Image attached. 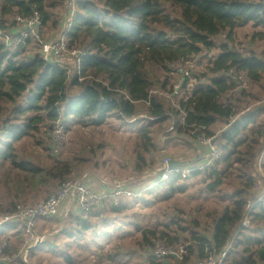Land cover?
I'll list each match as a JSON object with an SVG mask.
<instances>
[{
    "label": "trees",
    "instance_id": "1",
    "mask_svg": "<svg viewBox=\"0 0 264 264\" xmlns=\"http://www.w3.org/2000/svg\"><path fill=\"white\" fill-rule=\"evenodd\" d=\"M57 5L63 10V0H0V28L7 30L14 26L16 15L29 17L39 12L43 20V36L48 24L56 27L60 22L58 16L50 11ZM62 14V11L58 14L59 18ZM9 15L14 16L12 21L8 20ZM249 23L264 27V0H77L66 39L69 46L83 48L87 55L82 62L84 78H74L70 82L65 69L41 59L35 39L30 40L27 48H18L7 47L0 36V117L6 112L7 103L11 105L13 116L10 119L8 115L2 124L0 159L10 160L19 169L39 175L44 168L35 167L16 153L15 142L31 130H39L44 124L48 131L61 116L64 122L71 120L83 125H101L112 115L123 120L133 119L141 112L140 103L149 101L148 114L152 118L138 131L141 142L135 170L143 171L155 166L157 159L153 152L158 151L160 142L156 135L159 126L165 123L168 125L163 134L166 137L164 143L186 136L193 139L192 130L199 125L207 127L208 135H216L220 130H216L218 124L229 125L216 136L224 148L222 156L206 168L193 171L189 177H199L200 182L210 179L208 189L215 191L223 182L224 170L242 160L239 155L241 147L248 143L245 132L252 130L257 116L264 112L263 105L256 112L249 111L237 118L240 111L247 108L241 107V101H246L249 96L257 99L256 102L262 98L247 89L237 90L238 81L228 72L232 68L242 71L249 76L250 87L261 84L264 90V59L252 50L244 53L234 49L230 43L217 45L216 42V38L223 34L231 39L237 28ZM215 48L218 53L215 52L214 58L207 56L209 64H206V70L194 71L193 82L189 79L183 81L184 92L175 103H167L150 92L154 86L164 90L171 86L166 79L161 82L159 79L162 72H169V62L192 59ZM23 95L26 98L19 104ZM29 114L34 115L30 117ZM236 114L237 119L231 122ZM173 121L174 130L167 131ZM262 128V124L256 128L259 135L264 134ZM194 140L192 142H196ZM147 153L152 154L151 159ZM219 165L225 169L221 170ZM64 168L66 172L51 170L52 177L61 179L67 176L71 172L69 165ZM44 178L41 182L45 180L47 183ZM187 179L173 174L145 191L134 202L151 208L175 194L186 192ZM243 185L251 188L253 179L249 177ZM248 197L246 189H238L230 196L231 203L221 210L207 211L208 219L204 222L199 215L188 220L181 211L182 215L178 212L171 214L168 220L159 222L156 218L151 223L152 228H145L135 219L136 213L125 215L129 220L124 224L133 229L117 225L115 219L112 221L114 226L108 227L111 222L106 212L120 214L133 202L127 197L121 198L119 206H115L108 198L103 206L70 214L65 220L70 226L66 225L64 234L75 238L79 247L94 251L97 246L104 250L103 239L111 242L116 237L124 239L139 232L137 248L128 251L119 243L107 251L105 258L115 263L123 262L128 255L131 258L140 255L148 264H188L193 258L204 259L209 254H220L231 242L227 253L230 264H264V198L248 211ZM14 209L7 212L12 213ZM246 213L249 223L245 226L242 222ZM97 220L102 221L100 225ZM98 226L102 227L99 228L100 233L96 229ZM163 226L165 228L161 229ZM89 230L96 238L83 241ZM23 233L24 224L20 221L0 223V236H8L10 240L6 252L14 258L13 262L0 264H27L22 259V252L18 255L24 247ZM100 238L101 241L98 240ZM155 239L174 245L188 244L189 254L184 260L171 256L156 258L151 255ZM93 243H96V248H92ZM40 251L60 254L59 257L68 264H80L71 253L48 241L31 248L28 256H36Z\"/></svg>",
    "mask_w": 264,
    "mask_h": 264
},
{
    "label": "rangeland",
    "instance_id": "2",
    "mask_svg": "<svg viewBox=\"0 0 264 264\" xmlns=\"http://www.w3.org/2000/svg\"><path fill=\"white\" fill-rule=\"evenodd\" d=\"M50 11H53L55 13V17L58 16V19L61 20L58 14H61V11L64 13V11L61 10L58 5L52 9L50 8ZM9 17L11 18L8 19L10 21L14 18L12 15H9ZM61 22H59L56 27L51 23L48 24L43 31L42 37L49 40L57 35L59 37L61 32ZM216 42L217 45L224 42L230 43L234 49L244 53H248L252 50L257 56L264 59L263 26L257 27L253 26L252 23H249L246 26L237 28L231 39H228L226 35L223 34L216 38ZM212 51L218 53L217 48ZM208 57L210 58V56ZM208 57L207 55L203 56L202 54L194 57L192 60L195 62L199 61L198 65L195 66L194 71H205L206 64H209ZM175 73L176 72L171 73L170 71L162 72L159 78L160 82L163 81V79H166L171 83V86H168L165 90L159 88L158 86H154L150 92H152V94L156 93V96L163 99L167 103H175L178 95L172 96L173 94H169L173 89V83L179 80V75ZM70 81L71 79L68 82ZM250 84L251 81L249 79V84L246 89L251 91L254 95L261 96L262 100L256 102L257 99L255 100L254 97L249 96V98H245L246 101H241L240 105L241 107L247 108H243L244 110L240 111L239 116L236 114L231 122L235 121V119L240 116L249 113V111H255L260 106L264 105L262 104L264 103V90L260 87L261 84L251 85V87ZM183 92L184 90H180L179 96L183 94ZM25 98L26 96L23 95L19 100V104L23 103ZM148 103L149 101L144 104L140 103L139 110L141 112L137 117L131 119V121L123 120L118 115L108 117L106 122L101 125H83L71 120H66L65 143L55 152L50 148L52 142L47 136L49 131H47L48 127L44 124L40 125L39 130H31L27 136L22 138L20 141L15 142V147L17 148L16 153L22 157L24 161H30L35 165V167L39 166L44 168V170L37 175L32 173L33 171L19 169L10 160L0 159V223L5 219L6 215L14 213V211L9 213L7 210L16 209L15 206L18 204L36 205L45 201L47 197L59 190L64 181L69 179L83 178L92 189L102 192L108 190L107 187H104L105 184L111 186L115 182L121 181L123 183L137 186L144 180L145 177L150 176L153 178L155 174H151V172L160 167L162 165V161H164L166 157L170 156L172 160L180 159L195 161L200 155L205 156V152L198 145L199 142H192L194 140L192 135L193 139L186 136L183 139H173L164 143L166 137L163 134L166 132L165 128L168 125L165 123L166 126L165 124L163 126H159L160 130L156 135V140H159L160 142L158 151L153 152L154 157L157 159L155 166L151 169H145L143 171L135 170L136 157L141 142V137H139L138 131L141 125L147 123L148 120H150L149 118H152L148 114ZM237 105L239 107V104ZM10 107L11 105L9 103L5 104L6 112L0 117V132L2 131V124L4 120L8 118V115H10V119H13ZM32 115L34 114H29L30 117ZM143 115L146 116L144 117ZM60 118L64 119L63 116ZM23 120L25 121L24 118ZM15 122L17 123L16 120ZM259 124L263 125L262 129L264 131V112L257 116L255 124L251 126L252 130L245 132V135L248 137V143L241 147V153L239 155L240 157L242 156V160L235 162L231 168L226 170H224V166H218L221 170L225 171V174L223 182L216 188L215 191L212 192L208 189V183L211 181L210 179L208 181L200 182L199 177H194L186 180L187 182L185 183L188 185L186 192L175 194L171 199L156 203L151 208L139 205L134 202L136 198L127 196V198L133 201L128 210L120 214H113L110 211L106 212L107 216L110 218L108 221L111 222L108 227L112 228L114 226L115 223L112 221L115 219L117 220V225H121V227L124 225V227L128 229H133V227H129L124 223L129 220V217H126L125 215H133L134 213L137 214L135 218L137 222H142L145 228H152L151 223L155 222L156 218H158L159 222L162 220L164 221L167 218L170 219L171 214H175L177 212L180 213L181 211H183V215L182 213L180 214L188 220L196 215H199L200 219L204 222L208 219L205 215L207 211H213V209L221 210L223 206L231 203L232 199L230 196L240 188L246 189L249 194L247 204V209H249V203L259 199L261 195L264 194V181L260 180V168L264 171L263 161L262 165L261 163L258 165V157L264 150V134L259 135V133L256 132V128ZM227 126L229 125L223 126L222 124H218L216 130H220L216 132V136L219 135L222 130L226 129ZM146 155L149 159L152 158V154L147 153ZM65 165H69L71 172L61 179L53 178L51 170L54 172L55 169L57 171L59 170L58 173L61 171L66 172L64 168ZM43 177H45L44 179L48 181L47 183L45 180L44 183L41 182ZM249 177L253 179V186L251 188L243 185V182ZM259 187L262 188L259 190ZM103 204H100L97 207L103 206ZM200 205L203 206V208H201ZM65 208L66 207L61 210L58 217L46 221L39 220L36 223V232L43 237V241L38 244H34L32 249L36 246H41L48 241L56 243L60 249L71 253L75 260L80 262V264H106L105 259H108L105 258L108 256L107 251L115 245L122 243L124 245L123 249L128 251L137 248L136 241L139 238V232L124 239H117L116 237L112 239L111 242H107V240L105 241L103 239L102 243L104 244V250L99 249L96 243L92 244V248H96L97 246L94 251L85 250L79 247L75 238H69L64 234L66 225L70 226L69 222L65 221L69 215L63 218V211ZM138 213L148 214L150 217H142V215H139ZM248 216L249 215L245 216L247 218L244 217L243 222L246 219L249 221ZM131 219H133V217H131ZM101 222L102 221L97 220L98 225H100ZM99 228L102 229V227H96L100 233ZM164 228L165 227L163 226L161 229ZM92 232L93 231L90 230L89 232H86L85 239L83 241L91 238L95 239L96 237H92ZM12 239L15 241V238L12 237ZM98 240L101 241L102 238ZM177 245L185 246L183 243H179ZM22 251L23 249H20L18 255H21ZM188 254L189 251H187L184 255V259ZM59 255L60 254H50L47 251H40L36 256L30 257L27 254L22 259L27 264H68L62 257H59ZM137 256L132 258L129 255L126 256L123 262L127 259L128 261L125 263H115L110 260L108 261L112 264H148V261L144 260L142 256ZM103 257L104 260L102 259ZM13 259L14 258H12L11 261ZM197 260L198 259L193 258L188 262V264H194ZM14 263L19 264L18 262ZM170 264L177 263L171 262Z\"/></svg>",
    "mask_w": 264,
    "mask_h": 264
},
{
    "label": "built area",
    "instance_id": "3",
    "mask_svg": "<svg viewBox=\"0 0 264 264\" xmlns=\"http://www.w3.org/2000/svg\"><path fill=\"white\" fill-rule=\"evenodd\" d=\"M77 0H63V11L60 20V36H54L52 39H44L41 34V28L43 26L42 16L39 12H35L29 17L21 15L15 16L16 24L10 26L7 30L0 28V36L3 37L7 47L27 48L30 40L33 38L39 45L40 57L43 61L49 64L57 65L65 69L68 80L71 81L74 78L82 80V62L87 52L83 48L71 47L68 45L66 35L70 30L73 16L76 11ZM203 56H210L214 58V51H203ZM214 55V56H213ZM193 59V58H192ZM192 59H178L168 63V70L171 73L179 75V80L173 83V89L169 94L172 96H179L180 90H183V81L189 79V82H193V72L198 62ZM238 81L237 90L246 89L249 84V76L238 71L235 68L228 71ZM191 85V83H189ZM190 87V86H189ZM188 88V87H187ZM144 117L146 115H143ZM142 117V116H141ZM131 121V119H126ZM134 121V120H133ZM175 127V121L169 126L167 131H173ZM65 129L66 125L64 119L59 118L54 126L48 131L47 136L51 140L52 144L50 148L55 152L65 143ZM205 125H199L192 130V134L195 137L196 142H199V147L205 152V156H199L197 160L186 165H169L172 158L166 157L162 161V165L156 170H153L151 174H155L153 178L150 176L145 177L139 185H130L121 181L115 182L113 185L107 187V191L98 192L92 189L83 178L69 179L61 184L58 191L51 194L49 197L36 205L18 204L14 213L6 215L2 222H15L20 221L24 224L23 233V251L22 258L28 254V251L34 244H38L43 241V237L36 232V223L39 220H50L58 217L61 210L63 211V218L72 213H82L90 211L96 208L98 205L103 204L104 201L110 198L115 206H119L121 197H141L145 191L153 188L161 181L167 180L173 174H179L183 178H189L191 173L195 170H201L206 168L209 164L219 159L224 151L222 143L217 139L216 135H208ZM264 158V150L258 157V165ZM260 180L264 181V171L260 168ZM259 181V180H258ZM258 184V182H257ZM132 186V187H131ZM257 188V185H256ZM262 187H259V190ZM264 197L261 195L259 199L250 202L248 207H252L255 202H258ZM247 209L248 211L250 210ZM247 211V212H248ZM248 215V213H246ZM247 218V217H245ZM249 221L246 219L242 222L243 225H248ZM8 236H0V262L11 261L13 258L6 252L9 246ZM189 245H174L166 243L161 239H155L151 255L156 258H165L168 256L176 257L179 260L184 259V255L188 251ZM230 245L224 248V250L218 254H209L204 259H198L194 264H230L227 261V253ZM106 264H112L109 259H105Z\"/></svg>",
    "mask_w": 264,
    "mask_h": 264
},
{
    "label": "water",
    "instance_id": "4",
    "mask_svg": "<svg viewBox=\"0 0 264 264\" xmlns=\"http://www.w3.org/2000/svg\"><path fill=\"white\" fill-rule=\"evenodd\" d=\"M194 160H180V159H173L169 165H186L188 163H192Z\"/></svg>",
    "mask_w": 264,
    "mask_h": 264
},
{
    "label": "bare ground",
    "instance_id": "5",
    "mask_svg": "<svg viewBox=\"0 0 264 264\" xmlns=\"http://www.w3.org/2000/svg\"><path fill=\"white\" fill-rule=\"evenodd\" d=\"M173 88V87H172ZM185 88V87H184ZM171 91V90H170ZM160 94V93H159ZM175 120V119H174Z\"/></svg>",
    "mask_w": 264,
    "mask_h": 264
},
{
    "label": "crops",
    "instance_id": "6",
    "mask_svg": "<svg viewBox=\"0 0 264 264\" xmlns=\"http://www.w3.org/2000/svg\"><path fill=\"white\" fill-rule=\"evenodd\" d=\"M144 260H146V259H144Z\"/></svg>",
    "mask_w": 264,
    "mask_h": 264
}]
</instances>
